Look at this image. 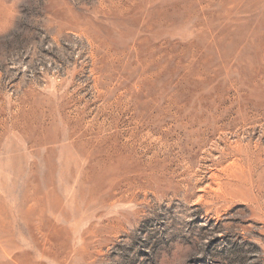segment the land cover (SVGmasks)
<instances>
[{
    "label": "rangeland",
    "instance_id": "obj_1",
    "mask_svg": "<svg viewBox=\"0 0 264 264\" xmlns=\"http://www.w3.org/2000/svg\"><path fill=\"white\" fill-rule=\"evenodd\" d=\"M0 264H264V0H0Z\"/></svg>",
    "mask_w": 264,
    "mask_h": 264
}]
</instances>
